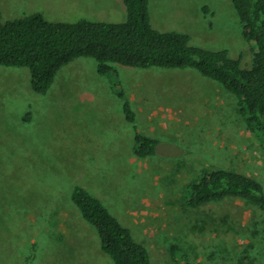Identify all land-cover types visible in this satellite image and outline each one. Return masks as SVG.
Instances as JSON below:
<instances>
[{
	"label": "rangeland",
	"instance_id": "rangeland-1",
	"mask_svg": "<svg viewBox=\"0 0 264 264\" xmlns=\"http://www.w3.org/2000/svg\"><path fill=\"white\" fill-rule=\"evenodd\" d=\"M74 5V6H73ZM5 21L41 13L51 22L122 23L123 0H0ZM76 7L79 13L73 11ZM207 9V10H205ZM152 25L192 44L229 49L253 67L254 44L232 0H149ZM95 59L66 65L47 94L26 67L0 65V264H115L72 201L80 186L100 199L153 264H264V212L242 199L192 207L206 173H242L264 187V144L238 98L192 68H131L108 75ZM128 94L136 122L124 114ZM239 102V101H238ZM157 154H134L137 133Z\"/></svg>",
	"mask_w": 264,
	"mask_h": 264
},
{
	"label": "trees",
	"instance_id": "trees-1",
	"mask_svg": "<svg viewBox=\"0 0 264 264\" xmlns=\"http://www.w3.org/2000/svg\"><path fill=\"white\" fill-rule=\"evenodd\" d=\"M126 19L122 23L49 22L41 13L5 21L0 8V65L26 67L34 92L47 94L63 67L83 57L96 60L101 75L113 73L114 64L131 68H192L220 82L238 98V106L249 129L264 144V0H232L243 23V36L253 43V67L245 69L241 58L229 49L209 50L192 44L186 33L161 32L152 25L149 0H123ZM207 10V9H205ZM124 114L136 122L128 95ZM161 141L137 133L134 154L146 159L157 154ZM226 198L242 199L264 212V187L242 173L218 169L206 173L192 186L190 206L200 207ZM72 201L84 219L98 231L104 252L115 264H153L148 249L111 214L103 202L80 186ZM181 250L172 247L176 259Z\"/></svg>",
	"mask_w": 264,
	"mask_h": 264
},
{
	"label": "crops",
	"instance_id": "crops-1",
	"mask_svg": "<svg viewBox=\"0 0 264 264\" xmlns=\"http://www.w3.org/2000/svg\"><path fill=\"white\" fill-rule=\"evenodd\" d=\"M74 6V5H73ZM0 8H1V6H0ZM73 9V11L74 12H77V13H79V11H77V9H76V7H73L72 8ZM49 22H51V21H49ZM60 22V21H59ZM57 23V22H56ZM242 34H243V31H242ZM128 95V94H127ZM131 101V100H130ZM132 102V101H131ZM140 133V132H139ZM143 134V133H142ZM145 135V134H144ZM134 149V148H133Z\"/></svg>",
	"mask_w": 264,
	"mask_h": 264
}]
</instances>
